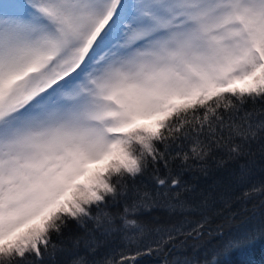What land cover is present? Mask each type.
<instances>
[{
  "label": "snow or ice",
  "instance_id": "obj_1",
  "mask_svg": "<svg viewBox=\"0 0 264 264\" xmlns=\"http://www.w3.org/2000/svg\"><path fill=\"white\" fill-rule=\"evenodd\" d=\"M258 103L264 0H0V264L71 252L57 241L72 224L120 233L127 245L98 258L93 241L91 257L73 252L71 264H137L138 213L155 203L137 179L167 169L173 150L188 167L213 148L239 157L264 137V112L246 110ZM156 184L173 197L170 211L201 213L189 235L221 214L212 191L183 198L193 189L170 171ZM257 194L264 181L240 198ZM231 203L221 198L223 209ZM256 238H224L205 264Z\"/></svg>",
  "mask_w": 264,
  "mask_h": 264
},
{
  "label": "trees",
  "instance_id": "obj_2",
  "mask_svg": "<svg viewBox=\"0 0 264 264\" xmlns=\"http://www.w3.org/2000/svg\"><path fill=\"white\" fill-rule=\"evenodd\" d=\"M247 111H255L257 116L264 112V104H248ZM243 112L241 113V115ZM173 155L168 159V168L161 162L150 167L143 176L136 181V188L141 192L148 191L152 194L155 203L151 207L138 213V220L144 226L145 232L141 237V255L136 256L137 264H205L209 254L218 249L224 238L242 235L245 231L256 233L255 243L230 255L219 256L223 264H264V195H255L251 199H241L244 191L253 184L264 181V137H258L245 148V152L236 158H229L226 149L213 148L210 156L201 165L188 167L183 165L180 159ZM191 164V162H189ZM206 171H201V168ZM171 172L185 185L193 189L188 193H182L183 198L193 204L199 202V193L212 191L216 199L215 207L221 211L220 215H212L209 222L201 229V235H189L196 221L201 219L199 211L172 212L168 208V202L173 197L164 196L156 184V177ZM242 174L246 178L242 179ZM222 197L232 199L231 207L223 209ZM122 208V203L120 205ZM117 211V208H113ZM235 213V216H230ZM223 225L224 237L215 234V229ZM90 225L87 230L75 224L65 231L58 245L72 248L71 252H57L48 258L47 264H71L72 253L89 255L88 244L96 241L99 243L96 255L99 258L111 249H124L127 241L120 233L103 235L102 230H94ZM180 228L177 232L175 229ZM167 231L172 232V238L168 239ZM212 235H209V233ZM163 236L166 243L158 242ZM72 247L74 242H77ZM149 246L151 252H149ZM135 252V246L132 254Z\"/></svg>",
  "mask_w": 264,
  "mask_h": 264
}]
</instances>
